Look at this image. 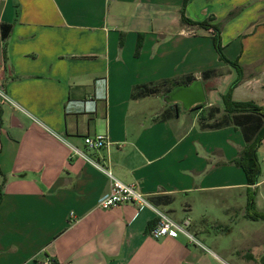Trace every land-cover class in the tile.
<instances>
[{
    "label": "crops",
    "instance_id": "0c3cea01",
    "mask_svg": "<svg viewBox=\"0 0 264 264\" xmlns=\"http://www.w3.org/2000/svg\"><path fill=\"white\" fill-rule=\"evenodd\" d=\"M250 1L190 0L185 17L219 25L213 12H253L243 24L246 13L219 26L222 43H245L225 55L243 71L233 100L264 108V20L257 22L264 0ZM183 4L0 0L2 84L26 111L0 105V264H264V219L256 217L264 215L263 168L251 184L237 164L247 141L222 100L239 74L220 59L218 68L193 69L192 36L201 27L182 21ZM250 23L254 32H244ZM6 25L12 30L4 39ZM208 70L216 74L204 81ZM224 73L231 79L219 86ZM192 76L203 81V107L183 111L162 95L133 97L139 86L189 85ZM97 134L109 136L107 148L85 145ZM71 146L135 184L175 221L190 219L207 250L182 236L153 239L149 208H98L111 179ZM260 154L264 138L259 162Z\"/></svg>",
    "mask_w": 264,
    "mask_h": 264
},
{
    "label": "trees",
    "instance_id": "16d2710c",
    "mask_svg": "<svg viewBox=\"0 0 264 264\" xmlns=\"http://www.w3.org/2000/svg\"><path fill=\"white\" fill-rule=\"evenodd\" d=\"M190 0H184L183 10H182V21L185 24L190 26H198L201 28H207L213 30L212 43L218 53L219 59L225 63L233 65L238 71V78L231 85L230 89L226 94L222 96L223 103L225 105V111L228 113L229 119L232 123L238 125L246 138L247 145L242 153V158L237 162L239 166H242L243 171L247 177V180L251 184L258 183L259 173H260V162L257 156V148L259 147L261 141L264 138V108L258 107L252 102H235L232 98V92L235 87H237L243 81V71L241 67L236 62H231L228 60L224 54V49L222 46V37H221V27L219 25H212L207 21L195 22L187 17H185V7ZM12 28L9 25L3 27V38L7 39L11 32ZM216 70L204 71L202 74V79L207 81L215 76ZM196 80L194 76L188 77L184 82L190 84ZM180 85L179 82H169L164 81L158 86H149L143 85L139 86L134 93V98H146L150 96H156L163 93L170 92L174 87ZM203 105H198L193 109L203 107ZM178 106V104H175ZM214 111H219L218 108H212ZM219 126H212L213 128H219ZM2 171L0 168V196L2 192V183H1ZM257 218H263L264 215H256Z\"/></svg>",
    "mask_w": 264,
    "mask_h": 264
},
{
    "label": "built area",
    "instance_id": "2783aa9c",
    "mask_svg": "<svg viewBox=\"0 0 264 264\" xmlns=\"http://www.w3.org/2000/svg\"><path fill=\"white\" fill-rule=\"evenodd\" d=\"M4 65L0 63V105L8 106L12 109L26 113L24 108L7 92L2 84V74L4 72ZM36 122L38 120L34 119ZM53 136L62 139L55 132L50 131ZM85 145L93 150H101L107 148L110 145V139L107 134H97L93 136H87L84 139ZM72 151L84 158L87 162L95 166L98 170L106 174L111 179V188L109 192L104 194L98 201V208L109 210L121 205L132 204L138 208H149L155 216L156 222L151 227L149 235L156 240L171 237L176 238L182 236L186 238L189 244L196 245L203 250H207L206 246L198 240V238L191 232V221L185 219L182 222L175 221L168 212L154 205L148 196L142 193L135 184H126L117 178H115L110 170L105 168L102 164L92 160L86 154L79 149L72 147ZM41 264H57L53 261H46Z\"/></svg>",
    "mask_w": 264,
    "mask_h": 264
},
{
    "label": "rangeland",
    "instance_id": "374dc122",
    "mask_svg": "<svg viewBox=\"0 0 264 264\" xmlns=\"http://www.w3.org/2000/svg\"><path fill=\"white\" fill-rule=\"evenodd\" d=\"M245 4H254V3L252 0V1L247 2ZM197 7H198V5H195L193 7L194 13H195V11H197L195 9ZM244 11H245V8L241 7V6L239 8H234L233 10L229 11L224 18H222L223 16H220L222 14V12H213V13L216 16L218 15L220 17L219 18L220 20L217 23L219 25H221V27H223L225 24H227V22L229 20L236 19L238 16L243 15L244 13H246V14H245V16H243L241 18L240 24H243V21L245 22L247 19L251 18L250 16H252L253 12L247 13ZM199 17H201L202 20H210V21L214 20V18H211L210 14L207 16L206 14H204V12H201V15ZM262 20H264V19H259L257 22L261 23ZM251 24L252 23H250L248 25L249 27L248 26L246 27L244 32H246V31L247 32H250V31L254 32L256 25H251ZM192 38H193L192 40H193V49H194L193 69L201 72L202 70H205L208 67L218 68L219 63L217 61L219 60V56H218V53L216 52V50L213 46L212 38H210L208 36V33H206L205 29H201V28L200 29H194ZM242 39H245V38L242 37ZM224 40L225 41L222 43V46L224 49V54L228 57H234V55H236V53L240 50V46H243L245 44L244 42H242V40L241 41L238 40V41H235L233 43H230L227 37H225ZM247 45H249V44H247ZM233 71H234L233 75L237 76L238 71L236 69H234ZM230 79H231V74L224 73V75L221 77V80L219 82L220 83L219 86L224 85V83H229ZM151 86H158V85L154 84ZM219 88H221V87H219ZM163 94H165L164 91L162 94H160V96ZM259 158H260V164L263 168V172H262V175L260 177V181H263L264 180V155L260 154ZM261 185H262L261 191L264 193V182H261Z\"/></svg>",
    "mask_w": 264,
    "mask_h": 264
},
{
    "label": "water",
    "instance_id": "95a60500",
    "mask_svg": "<svg viewBox=\"0 0 264 264\" xmlns=\"http://www.w3.org/2000/svg\"><path fill=\"white\" fill-rule=\"evenodd\" d=\"M165 104H181L183 111H190L207 101L206 90L201 79H196L189 85L180 84L170 92L162 95Z\"/></svg>",
    "mask_w": 264,
    "mask_h": 264
}]
</instances>
